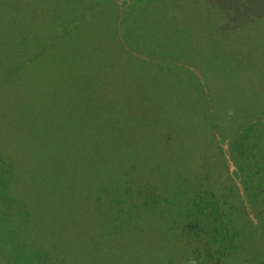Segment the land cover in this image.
I'll return each mask as SVG.
<instances>
[{"label":"trees","instance_id":"1","mask_svg":"<svg viewBox=\"0 0 264 264\" xmlns=\"http://www.w3.org/2000/svg\"><path fill=\"white\" fill-rule=\"evenodd\" d=\"M196 1L176 0L172 8L179 7V3L183 10L190 7L194 13L193 23L203 26L204 31L219 33L218 39L209 41L218 47L210 50L209 58L214 59L213 53L219 49L236 59L247 57L250 49L240 46V38L253 30L249 37L255 44L253 48H258L255 61L264 62V39L257 35L264 34V0H199L202 7ZM201 11L205 18L199 14ZM181 25L176 29L183 32L186 26ZM67 39L62 33L58 41ZM209 42L206 41L208 46ZM51 46L49 53L56 55L54 44ZM175 51L183 57L182 51ZM58 56V64L63 63V56ZM84 58L85 61L89 57ZM89 59L93 60L91 54ZM212 59L211 66L215 64ZM22 63L14 69L1 68L11 71L5 76L9 77L7 83H13L11 88L18 84L13 81L18 80L17 73L31 67ZM80 65H72V68L79 71V83L83 84L84 91L74 97L76 100H70L71 116L62 113L68 124L61 129L56 130L57 117L48 108L58 103L56 97L42 98V109L35 105L31 109L22 98L11 100L9 93L11 105L0 102V233L7 232L12 237L28 233L32 237L39 235L42 239H38L37 249L44 250L59 240L68 244V251L79 256L74 259L59 256V263L47 257L41 260L38 256L35 261L38 264H103V250L96 248L90 252L80 238L93 240L96 245L106 242L105 236L121 240L125 235L133 236L134 232L147 228L146 219H142L146 215L160 213L165 219H157L156 228L160 229L167 221V232L174 242V258L170 264H264V176L258 174L259 167L250 170L249 165L261 156V151L255 153L254 150L257 141L256 128L252 127L254 118L249 122L246 117L244 125L227 132L233 139L225 151L216 147L215 135L225 132L214 125L219 115L211 118L212 136H205L211 147L213 168L204 161L194 160L188 164L185 163L186 153L192 152L196 157L203 153L195 154V149L191 150L188 145L189 139L181 135L186 124L173 136L175 122L179 123L178 127L184 123L178 121L180 113H171L174 119L166 126V136L159 133L161 129L145 126L142 117L139 118L143 132H147L138 136L140 141L131 140L132 135L127 131L134 130L121 128L118 109H122V105L123 111L157 109L151 103L161 101V97L142 93L143 89L140 92V86L136 93L128 89L125 93L110 90L106 78L124 83L116 71L104 72L101 78L100 70L94 69L91 74L98 77L93 81L101 82H91L90 86L83 77L84 65ZM207 68L204 74L209 77ZM238 69L239 66L235 68ZM68 83L72 80L68 79ZM95 84L103 88L97 85L95 93L85 92ZM208 101L213 106V97L209 96ZM243 107L240 101H235L234 109L241 120L246 112L242 111ZM60 131L58 139L56 132ZM198 131L200 129L194 139L191 137L194 142ZM34 150L42 161L37 160L38 153L32 154ZM135 156L140 160H133ZM239 161L248 162L246 169L251 171L250 178L258 179L255 188L243 180L244 170ZM229 166L235 168L237 180L245 185V190L249 189L248 193L233 189L228 174L234 170L228 171ZM212 170H217L218 177L226 181L229 195L217 192L216 174L213 176ZM19 241L28 242L20 238Z\"/></svg>","mask_w":264,"mask_h":264},{"label":"rangeland","instance_id":"2","mask_svg":"<svg viewBox=\"0 0 264 264\" xmlns=\"http://www.w3.org/2000/svg\"><path fill=\"white\" fill-rule=\"evenodd\" d=\"M175 1L0 0V102L3 100L5 105H11L7 97L9 93L11 100L22 98L31 109L34 105L42 109V98L56 97L58 103H52L48 108L57 117L56 130H58L64 124H68L63 120L62 113L66 112L71 116L70 100H76L74 97L83 90V84L79 83L81 75L79 76V71L74 70L72 65H84L83 77L86 82H90V86L91 82H101L93 81L98 77L91 74L94 69L100 70L101 78L104 72L116 71L124 83L121 85L116 80L106 78L110 90L112 88L116 92L118 89L117 93H125L128 89L129 92L136 93L140 86V92L143 89L142 93L161 97V101L151 103L157 109L129 108L123 111V105L122 109H118L117 118L121 128L134 130V132L127 131L132 135L131 140L136 138L139 140L138 136L147 132H143L144 126L139 122V118L142 117L145 126L161 129L159 133L166 136V126H169L174 119L171 113H180L178 121L184 123L178 127L179 123L175 122L173 136L175 137L180 132V128L186 124V129H182L181 135L189 139L188 145H191V150L195 149V154L203 153L198 157L193 156L192 152L186 153L188 160L185 163L191 164L194 160L197 163L204 161L212 169L211 147L206 138L212 136L210 119L219 115L214 125H219V129L225 132L215 135L218 141L216 147L225 151L230 140L233 139L227 132L244 125L243 121L247 120L246 117L249 122L254 118L255 125L250 126L256 128L254 136L258 146L254 145V140L252 143L255 153L261 151V156H257L255 163L249 165L250 170L254 166L259 167L258 174L264 176V62L255 61L256 58L258 59L256 56L258 48H253L255 44L249 37L254 31L248 30V36L240 38L243 42L239 43L240 46L250 49L247 57L236 59L230 53H223L219 49L215 54L213 53L214 59L209 58L211 51L218 48L216 43L209 41L213 38L218 39L219 33L204 31L203 26L195 21L193 23L194 13L189 10L190 7L183 10V5L179 3V7L172 8ZM196 2L200 4L199 6L202 5L199 0ZM199 14L205 18L204 11ZM180 24L186 26L183 32L176 29ZM62 33L68 38L66 42L58 41ZM257 35L260 39H264L263 32ZM228 41L231 42V37ZM52 44L56 55L49 53ZM46 49L44 54H49H39ZM174 49L182 51L183 57ZM90 54L93 60L89 59ZM58 55L63 56V63L58 64L57 58H60ZM87 56L89 58L84 61V57ZM211 59L215 63L213 66ZM22 62L30 64L31 67H24L17 73L18 80L13 79V81L18 84L11 88L13 83H7L9 77H5L11 71H4L1 68L14 69L17 64L18 66L23 64ZM238 66L239 69L235 70ZM206 67L209 77L204 74ZM68 79L72 80V83H68ZM97 85L89 86L85 92L95 93ZM98 88H103V85H98ZM106 91L105 89L104 92ZM160 91L162 93H159ZM209 96L213 97V106L208 101ZM236 100L244 105L242 111H246L242 120L234 109ZM164 107L166 110L163 109ZM75 112L77 111L73 113ZM197 129L200 131L197 141L194 142L192 138L194 139ZM56 133L59 139L61 131ZM35 149L40 151L38 146ZM214 150L218 151L215 147ZM37 153L36 150L32 152V154ZM38 157L37 160L42 161L39 153ZM136 159L140 160V157L135 156L133 160ZM239 163L244 170L243 180L255 188L258 179L250 178L251 171L246 169L249 168L248 162L239 161ZM227 170H234L228 174L233 189L248 193L249 189L245 190V185L237 180L235 168L229 166ZM211 172L213 176L216 174L214 181L218 183L217 192L229 195L226 181L218 177L217 170ZM255 190L257 191V188ZM161 218L165 219L160 213L146 215L142 219H146L148 229L142 228L134 232L133 236L125 235L121 240L105 236L108 242L97 245L92 243L93 240H86L85 237L79 240L87 244L90 252L96 248L103 250V264H170L174 258L172 254L174 242L173 237L167 232V221L163 222L160 229L156 228L157 219L161 220ZM31 230L30 228L29 232ZM1 234L4 236H0V264H36L38 256L41 260L47 257L50 260L55 259L56 262H60L59 256L61 258L72 256L70 258L73 259L79 257L67 250L68 244L59 240L44 250L37 249L36 243L38 239H42L39 235L32 237L29 233L23 236L17 234V238L7 232ZM79 236L83 235L79 234ZM19 238L28 242H21ZM11 255L17 258L13 259Z\"/></svg>","mask_w":264,"mask_h":264},{"label":"flooded vegetation","instance_id":"3","mask_svg":"<svg viewBox=\"0 0 264 264\" xmlns=\"http://www.w3.org/2000/svg\"><path fill=\"white\" fill-rule=\"evenodd\" d=\"M204 46H206V45L204 44Z\"/></svg>","mask_w":264,"mask_h":264}]
</instances>
